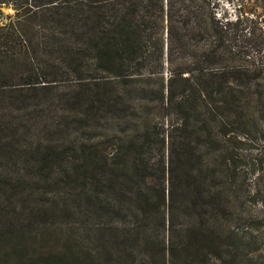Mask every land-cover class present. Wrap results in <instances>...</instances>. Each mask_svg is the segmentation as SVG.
Segmentation results:
<instances>
[{
  "label": "trees",
  "instance_id": "1",
  "mask_svg": "<svg viewBox=\"0 0 264 264\" xmlns=\"http://www.w3.org/2000/svg\"><path fill=\"white\" fill-rule=\"evenodd\" d=\"M219 0H0V264H264V31Z\"/></svg>",
  "mask_w": 264,
  "mask_h": 264
},
{
  "label": "rangeland",
  "instance_id": "2",
  "mask_svg": "<svg viewBox=\"0 0 264 264\" xmlns=\"http://www.w3.org/2000/svg\"><path fill=\"white\" fill-rule=\"evenodd\" d=\"M222 12L237 23L238 33L247 36V31L258 28L264 31V0H219ZM11 8H0V22L6 21L11 15Z\"/></svg>",
  "mask_w": 264,
  "mask_h": 264
}]
</instances>
